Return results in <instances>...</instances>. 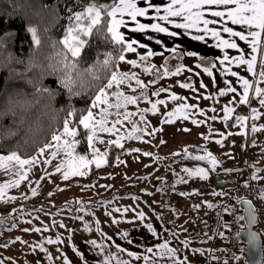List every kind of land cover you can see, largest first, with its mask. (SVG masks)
<instances>
[{
	"label": "rangeland",
	"instance_id": "obj_1",
	"mask_svg": "<svg viewBox=\"0 0 264 264\" xmlns=\"http://www.w3.org/2000/svg\"><path fill=\"white\" fill-rule=\"evenodd\" d=\"M157 1L151 0V3L155 5ZM138 6L147 7L148 5L146 0H138ZM155 14V9L150 8L148 16L154 17ZM125 17L130 21L127 16ZM147 17H138V20L148 24L144 21ZM158 24L163 27L161 22L158 21ZM129 27L121 28V31L125 34L126 39L133 40L129 34ZM141 33L143 37H146L148 30ZM153 33L159 35L158 41H160V43H154L151 46L154 50L152 52L155 54L141 62L140 56H147L150 48L143 49L134 45L137 47V51L126 52L125 61H119L116 71L137 73L139 79L148 85L146 89L148 100L152 103L165 100L166 105L158 104V111L154 114L151 110V103L141 99L137 104H130L126 109L120 110L121 113L125 111L134 113L130 120H124L123 115L109 117V127H111V121L117 118L123 123L116 125L119 131L115 134L98 133L99 139L94 141V146L99 149L100 153L105 154L99 167L106 164L107 152L110 145L113 144L111 141L119 140V144L116 146L124 148L127 155L117 162L110 174L97 176L91 183L68 184L70 181L86 180L91 166L97 167L96 163L89 165L85 175L70 176L66 180L63 177V171H56L57 166L65 159L63 152L55 159L51 156L55 149H47L43 154L38 151L33 156L24 158L37 157V162L31 166H25L23 171L27 178L16 186L6 188L3 197L0 198L3 205L11 204L13 206L0 208V217L17 210L16 216L8 225L15 228L13 239L17 240L16 244H12V248L9 247V251H7L8 232L0 230V264H66V260L71 264H90L85 248L88 245V258L91 257V252L93 250L95 252L96 248H92L89 241L94 240L98 245L103 241L100 236L103 233L104 225L98 223L96 232L93 234L84 230L83 221L86 218L94 219L95 217L100 221H105L106 225L108 222L106 219L115 217L117 221L115 227L119 234L128 233V237L137 236L138 238L143 234L145 226L153 218V214L156 213L163 219L167 217L166 215L181 213V216L186 217L184 220L187 222L182 229V237L187 235L186 241L191 240L200 228L205 229L207 236L212 229L213 221L218 223V235L228 234L229 215L233 210V189L236 187L224 191L217 190L211 180H216L218 177L225 181L231 180L236 182L237 187L239 185L245 189L248 177L255 179L252 174H248V171L256 174V168L260 169V163L256 161L255 154L259 152L258 142L262 140L260 142L264 144L262 137L264 128H261L260 134L259 131L257 132L258 136L252 129V135L250 134L249 118L242 111L244 104L240 103L243 96L241 80L231 79L229 85L225 84L226 88L234 87L236 92L229 91L225 97L218 98L219 80L215 77L213 68L212 76L203 70L204 67H211L214 60L207 57L201 60L203 55L199 53L192 57L183 51L171 54L168 53V50L162 52V48L167 46L162 39L163 33L155 31ZM155 39L157 40V37ZM138 41L141 44L142 39L140 38ZM127 60H136L140 66L133 67L126 63ZM153 66L151 72L144 71L145 67L152 68ZM178 66H183L179 74L162 75L165 68L169 73H174ZM262 69H264V59L261 58L259 63L256 62L253 66L256 77L252 73L249 81L253 85L255 78L254 94L246 104L248 115L259 105L261 97L256 95L255 88H264V77L259 75ZM244 73L243 78L249 80L247 77L251 72L247 64ZM153 81L155 82L152 83ZM185 83H190L192 87L180 86ZM131 85L132 87L127 84L121 85L119 90L126 95L139 96L142 89L135 84V81H132ZM159 89H167V91L160 92L159 96L153 95ZM114 90L116 89L109 91ZM172 94L184 99L174 101L170 98ZM182 104L190 106L185 109L187 118L179 115L172 118L173 122L166 123L165 121L169 119L167 114ZM226 107L232 108L234 111L229 114L225 111ZM143 109H148V111L142 112ZM89 110L93 113L98 111L92 107ZM111 111L115 112L116 110L112 109ZM141 115L144 116L143 120H141ZM251 115L250 120L258 128L264 125V105H261L258 113ZM238 116H245L247 119L240 121L237 119ZM233 117H236V120L232 129H229L227 123ZM193 121H197V123H193ZM134 127L138 129L135 132H133ZM77 131L76 140L79 143L75 146V153L93 159L94 153L87 143L86 130L82 125H79ZM129 134L132 135V138H129ZM229 135H231V146L228 150H224L225 148L222 147ZM100 140L104 142L101 143ZM49 143L55 142L51 140ZM208 153L215 157V165L210 162V159L196 160L192 158L206 156ZM259 156L264 159L263 150L259 152ZM49 160L51 163L47 162ZM186 168L193 170L205 168L208 170V177L204 179L199 176H190L184 171ZM16 171V168L11 167L8 170L0 169V185L18 180L19 176L15 174ZM197 181L201 183L194 185ZM255 181L259 188L256 179ZM33 190H35V195ZM181 193L185 195H181ZM88 194L95 199V204L85 208V197ZM26 201L40 204V206L31 210L25 205ZM166 202L170 204L167 205ZM43 203H51L58 208H52L49 204L44 205ZM116 209H120V211H116ZM141 212L144 214L143 219L138 215ZM71 217L75 218L73 220L74 227L67 220ZM141 221H144L143 224ZM163 225L166 227L165 223ZM50 227L59 231L57 236L62 241L61 243H47L50 237L55 234L54 231L49 232ZM35 229H40V231ZM101 238L106 239L105 236ZM56 244L59 245L58 250L54 248ZM40 245H43L47 251H42ZM102 249L105 253L100 254L101 258L104 259L111 254L116 256L115 263L111 264H117L119 259L131 261L132 257L126 251H123L120 257L119 254L113 253L114 248L105 247ZM238 257L237 264H246L244 255L241 254Z\"/></svg>",
	"mask_w": 264,
	"mask_h": 264
},
{
	"label": "snow or ice",
	"instance_id": "obj_2",
	"mask_svg": "<svg viewBox=\"0 0 264 264\" xmlns=\"http://www.w3.org/2000/svg\"><path fill=\"white\" fill-rule=\"evenodd\" d=\"M147 7L138 6V0H111V3H101L100 0H89L87 6L83 8L82 11L72 13L69 17V24L66 28L65 35L62 40L54 42L52 47L55 48L57 44L61 46L60 50L56 55L60 58L59 63L63 66L64 69H67V75L63 83L66 88L69 89V92H72V87L76 83V80L73 79L71 73L76 72L77 76L82 78L85 74L91 77L93 81L106 80L107 83H97L96 84V95L92 102L91 107L93 109H98L96 113L88 110L86 115H82L79 119V124L83 126V129L87 132V143L90 148H92L94 153L93 159H88L84 155H77L75 153V146L79 143L76 140L78 135L77 127L75 124H72V121L65 119L63 124V131L57 134L54 132L52 134L51 140L55 143H47L44 147L40 148V154H43L47 149H55L52 151L51 156L55 159L61 152L64 153L65 159L57 166L56 171H63L64 179H69L70 176L74 175H85V172L89 165L96 163L97 167L100 166L101 159L105 154L99 152V149H96L94 146V141L99 139L98 133H113L119 131L117 129V124H122L123 121L120 119H115L111 121V127H109V117L115 115L120 117L123 115L124 120H130L134 115L131 112L121 113V109H126L128 105H135L139 100L144 99L148 100L146 89L148 85L145 84L142 80L139 79L137 73L135 72H119L115 71L114 68L118 67L115 61L118 58L119 61H125L126 52H136L138 45L141 48H147V45L140 44L137 40L126 39L125 34L121 31V28L128 27V22L124 19L127 16L131 22L135 24V27L131 31L144 32L146 30H152L155 32L165 33L170 36H176L177 33L174 31H169L167 27H162L160 24H144L138 20V17H147L150 8H154L155 12L158 14L153 19H159L163 21H172L170 17H179L182 18L184 23H176V28L196 29L198 32H203L205 35H211L217 40V47L224 49H238L239 46L235 39H226L222 36L220 30L215 28H210L209 25H214L220 23L225 18L227 21H230L233 25L242 26L245 31H236L232 27H223L222 32L228 34L229 37H238L239 40L245 41L250 47L253 53H259L261 58L264 59V0H169L167 5L163 8L165 15L160 16L161 8L155 6L151 3V0H146ZM223 9V10H218ZM206 15L217 19H208ZM201 25L203 27L201 28ZM28 31L31 33L35 45L39 48L42 44L40 31L37 27H30ZM47 31V29H45ZM205 35L194 36L193 39L204 40ZM93 36H103L105 41L111 42L113 45L119 46V55L118 57L113 55V52L104 53V59L101 60L97 57L96 63L89 68L79 69V64L81 63V54L84 51L85 47L89 44L90 38ZM151 39V37H149ZM160 43V41H157ZM172 52H176V49L173 48ZM243 51V50H241ZM151 50L147 52V56H140V61H146L148 57L153 56ZM162 55V53H160ZM188 56L195 57L198 53L189 51ZM204 57H201L203 60ZM236 60L239 64H247L250 71L253 70V66L257 62V56L253 55L251 59L246 60L244 56H237L232 58ZM220 64H225L229 62V56L225 53L223 59H221ZM126 63L132 65L133 67H139L140 63L136 60H127ZM167 63V61H166ZM199 67V65H197ZM216 65L215 63L211 64V67H204V72L209 76H212V68ZM183 66H178L174 73H169L168 69L165 68L162 75H175L179 74ZM152 68L145 67L144 71L151 72ZM230 71V69L228 70ZM232 76H237L236 72H231ZM255 74V73H254ZM261 77H264V69L259 72ZM159 79V77H158ZM243 83V96L240 99L241 104L249 103V92L252 89V84L249 83V80L244 79L243 77L239 78ZM135 81V84L142 89L139 96L135 95H126L123 91H120L121 85L127 84L129 87H132L131 82ZM153 81L152 83H154ZM228 83V82H226ZM181 87L191 88L190 83L181 84ZM114 91H109L113 90ZM135 91V89H133ZM167 91V89H159L153 95L159 96L160 92ZM236 92V88L229 87L226 90H220V95L224 96L227 92ZM255 93L258 97H261L259 103L264 105V88H255ZM172 100H182L183 97L172 94L170 97ZM151 103V110L155 114L158 111L157 105H166L165 100H158L155 103ZM190 107L187 104H182L177 107L173 112H169L167 115L166 123L173 122L172 118L179 115H183L184 118H187V113L185 109ZM115 109V112L111 110ZM148 109H143L142 112H147ZM215 111V109H212ZM225 111L231 114L234 109L226 107ZM253 113L257 112V109L252 110ZM69 115H74V113H69ZM227 118V117H226ZM144 119V116L141 115V120ZM215 119V117H213ZM238 120L245 121L247 117L238 116ZM197 123V121H193ZM70 124L72 125L70 127ZM135 127L133 132L137 131ZM255 130V129H254ZM123 138V137H122ZM129 138H132V135L129 134ZM103 143V140H100ZM113 144H119V140L111 141ZM121 147L123 145H120ZM148 155V153H146ZM196 160H206L210 159V162L215 165L216 159L212 156L211 153H208L206 156H196L192 157ZM37 162V157H32L31 159H24L16 152L13 151L9 155H0V169L8 170L11 168H16V175L19 176V179L5 185H0V198L3 197L4 191L6 188L16 186L20 181L27 178L26 173L23 171L25 166H31ZM51 163V161H47ZM190 176H199L201 178L207 179L208 170L205 168L185 169ZM35 195V190H33ZM181 195H185L181 193ZM240 203L243 205L244 211L247 215H239L236 217L235 221H245V224L240 226V229L237 231V238L240 237L241 232H246L248 237V245L252 246L255 249L258 245V234L255 231L250 229V226L257 222L256 210L252 206L250 201L241 200ZM211 207V205H209ZM228 210V209H226ZM120 211V209H116ZM127 211V209H125ZM234 211V210H233ZM141 219H143L144 214L141 212L138 214ZM148 229L153 232L155 235V230L151 225H147ZM40 231V229H35ZM47 230V229H45ZM27 231V229H26ZM90 231V229H89ZM124 237L128 236V233L123 234ZM109 239H111L109 237ZM62 241L57 238L56 241L49 239L47 243H61ZM93 246L96 245V241H89ZM129 243L131 241L129 240ZM42 251H47L43 248V245H40ZM99 247V246H97ZM119 247V246H117ZM159 248L158 255L161 258L164 257H175L176 249L170 248L167 241L162 244L157 245ZM121 252L126 251L123 248L119 249ZM149 253L153 252L152 248L146 250ZM130 257H134L139 260L141 257L134 252H128ZM113 257L108 256L104 258L103 264H111ZM146 264H157L156 261H150L148 256L143 257ZM239 259V257H236ZM66 264H71L70 261L66 260ZM117 264H130L126 260H117ZM224 264H228L227 261ZM258 264H264V253L261 255V259Z\"/></svg>",
	"mask_w": 264,
	"mask_h": 264
},
{
	"label": "trees",
	"instance_id": "obj_3",
	"mask_svg": "<svg viewBox=\"0 0 264 264\" xmlns=\"http://www.w3.org/2000/svg\"><path fill=\"white\" fill-rule=\"evenodd\" d=\"M100 2L111 3V0ZM88 3L89 0H0V155L16 151L23 158L31 157L51 141L54 132L59 134L63 131L65 119L79 126V119L87 114L95 98L96 84L107 83L103 79L93 81L87 74L80 78L72 72L76 83L70 93L63 83L68 70L58 62L60 58L56 55L61 46L52 47L54 42L63 39L69 24L68 17L82 11ZM30 27H37L40 31L42 44L39 48L28 31ZM106 52H113L118 57L119 46L105 41L103 36H93L81 54L79 69L91 67L97 57L103 60ZM115 63L119 64L118 58ZM242 111L248 115L246 105ZM70 112L74 115H69ZM235 120L236 117L229 120V129ZM230 139L231 135L225 140L224 150L230 148ZM81 149L84 151L83 147ZM126 155L124 148L111 144L104 166L92 165L86 180L68 184L91 183L97 176L108 175ZM211 181L213 183L214 179ZM200 183L197 181L194 185ZM233 187H236L234 198L237 200L233 202L249 198L246 187H237L236 182H233ZM3 204L0 202L1 209L13 207ZM43 204L58 208L51 203ZM25 205L31 210L40 206L29 201ZM16 214L17 210H14L0 217L1 231Z\"/></svg>",
	"mask_w": 264,
	"mask_h": 264
},
{
	"label": "crops",
	"instance_id": "obj_4",
	"mask_svg": "<svg viewBox=\"0 0 264 264\" xmlns=\"http://www.w3.org/2000/svg\"><path fill=\"white\" fill-rule=\"evenodd\" d=\"M168 2L169 0H158L157 3L155 4V6H159L161 8V12L159 13L160 16L165 15L163 8L167 5ZM218 10H223V9H218ZM157 15L158 14L156 13L154 17H156ZM154 17L148 16L146 19H144V21L148 22V25L155 24L154 22L158 23L159 21L161 22L163 27H167L169 31H174L177 33L176 36H170V35L163 33L162 39H163V42H165L167 46L165 48H162V52L168 50V53L171 54V53H174L171 50L175 48L176 52L183 51L187 54L189 51H193V52L199 53L200 55H203V57L212 58L214 60V63L216 66L213 68V71H214L215 77L219 80V88L217 89L218 98L222 97L219 94L220 90L227 89L225 85L227 81L229 85L230 84L229 81L231 79L237 80L240 77H243L245 75L244 69H245L246 64H239L236 60L232 58L237 57V56H244V58L248 60V59H251L253 55H256L257 62L259 63V61L261 60L260 54L253 53L251 51V47L245 41L239 40L238 37H229L228 34L222 32L223 27L227 26V27H232L236 31H245L247 33V30L243 29L242 26L233 25L231 24L230 21H227L226 18L220 23L209 25V27L220 30L222 33V36L226 39H230V40L235 39V41L237 42L239 46L238 49H224L221 47H217L216 46L217 40L215 38H213L211 35H205L203 32H198L196 31V29L185 30L183 28H176L175 27L176 23L185 22L182 18L170 17L169 19L172 22L169 23V21L153 19ZM206 18L217 19V18L211 17L210 15H206ZM125 20L128 22V27L130 26L128 30L133 40L138 41L141 38L142 39L141 44L147 45V47H149L150 50L152 51L153 49L151 46L154 43L155 44L157 43V41L159 40V35L157 33H153V31L149 29L146 37H143L141 32L131 31V29L135 27L134 23L127 20L126 17H125ZM202 27L203 25H201V28ZM198 35H205V39L204 40L193 39L194 36H198ZM149 37H151V39H149ZM155 37H157V40L155 39ZM225 53H227V55L229 56V62H225V64L222 65L220 64L219 61L223 59ZM229 69L231 72H236L238 75L232 76L230 74V71H228ZM254 70L253 72L249 70L251 72L250 76L247 77L249 78V81L251 80V77L253 75L252 73H254ZM255 77H256V74H255ZM254 85H255V78H254V84L252 85L251 92L249 93L250 99H251V95L254 94ZM260 108H261V104L259 103L258 107L256 108L257 113L259 112ZM251 113L247 115L249 118L248 127L250 129V134L252 135V131H255V135L258 136L260 134L261 128L262 127L264 128V125L263 126L261 125L258 128L257 125L253 121L250 120V115L253 116L252 111ZM258 131H259V134L257 133ZM262 137L264 138V133ZM260 141L258 142L257 146L259 147V152H262L263 150V154H264V144L261 143ZM259 152L255 154V159L256 161L260 163V167H259L260 169L257 170L256 168V172H257L256 174H254V172H251V171H248V174H252L255 177V179L257 180L259 189L261 191L262 197L264 198V159L263 157L259 156ZM234 192H235V188L233 189V199H235ZM85 198H86L85 208L92 207L93 204H95V199L92 198L89 194ZM232 203L234 204L235 202L232 201ZM169 204L170 203H167V205ZM166 216L167 217L161 219V217L157 216L156 213L153 214V218L148 222V225H151L152 228L155 230V235L153 234L151 230L148 229L147 226H145L143 234L139 235L138 238L137 236L124 237V235L119 234L117 232V228L115 227V224L117 223L115 217H110L106 219L108 221L106 222V225H105V221H100V219H97L95 217L94 219L92 218L84 219L83 221L84 230L86 229L87 231H89L90 229V232L93 234H95L96 232V227L98 223H102L104 225L103 233L100 236V239H103V241H101L99 245L96 244L99 247L91 245L92 248L94 247L96 248L95 252L94 250L91 252V255H92L91 257L88 258V251H89L87 247L88 245L85 248L89 263L90 264H103L104 259L100 257V254L105 253V251L102 249L105 247L114 248L115 250H113V253H116L117 255L119 254V256L121 257L122 252L119 250L121 247L126 250L127 254L128 252H134L137 255H140L141 259L139 260H136L135 258L132 257L130 264H146V262L143 259L144 256H148L150 261H156L157 264H220L219 261L221 259V256H224L226 252L228 234L226 233L225 236H224V233L221 235H218V232H217L218 223H216L215 221L211 223L212 229L207 235L208 237L205 235L206 234L205 229L200 228L199 232H196V234L192 236L191 240L186 241L187 235L185 237H182L183 236L182 229L184 225L187 224V222H185L184 220L186 219V217L181 216V213L180 214L175 213L173 215H166ZM74 219L72 217L67 218L70 224L72 223L73 227L75 223L73 221ZM143 222L144 221H141V224H143ZM164 223L166 224V227L163 225ZM52 224L54 225L53 222ZM14 230L15 228H11L9 226H7L4 230L8 232L7 251H9L10 248H12L13 246L12 244H14L17 241L13 239V236L15 234ZM51 231H54L55 234L52 235L51 236L52 238L50 237V239L57 240L58 238L57 235H59V231L55 229L54 227L53 228L50 227L49 232ZM116 235L118 236L115 238L114 236ZM102 236H105L106 239L101 238ZM109 237L111 239H109ZM129 240L131 241V243H129ZM165 241L168 242L170 248H175L177 250L175 257L161 258L158 255L160 250L157 247V245L162 244ZM54 246H55L54 248L58 250L59 245L56 244ZM148 248H152L153 252L152 253L147 252L146 250ZM110 256L113 257L111 263H115L116 256L114 254H111Z\"/></svg>",
	"mask_w": 264,
	"mask_h": 264
},
{
	"label": "built area",
	"instance_id": "obj_5",
	"mask_svg": "<svg viewBox=\"0 0 264 264\" xmlns=\"http://www.w3.org/2000/svg\"><path fill=\"white\" fill-rule=\"evenodd\" d=\"M246 191L249 193V198L251 199L258 212V229L262 234L263 238V253H264V200L261 197L259 188L257 187L256 181L253 177H248L246 180ZM234 210V211H233ZM233 210L229 215V228H228V241L226 246V252L224 256H221L219 261L220 264H224L225 261L228 264H237V259L239 255H244V243L241 241V238H237L236 233L242 225L241 221L238 223L234 222L236 217L241 215L242 209L239 206V202L233 204Z\"/></svg>",
	"mask_w": 264,
	"mask_h": 264
},
{
	"label": "water",
	"instance_id": "obj_6",
	"mask_svg": "<svg viewBox=\"0 0 264 264\" xmlns=\"http://www.w3.org/2000/svg\"><path fill=\"white\" fill-rule=\"evenodd\" d=\"M213 185L215 186V188L217 190L224 191V190H226L228 188H231L232 185H233V182L231 180L225 181V180H222V179H220L218 177L213 182ZM242 200L250 201L252 206L256 210V206H255L254 202L251 199H242ZM239 206L242 209L243 215L246 216L247 213L244 211L243 205L240 202H239ZM256 217H257V222L255 224L251 225L250 229L252 231L257 232V234H258L259 239H258L257 247L255 249H253L252 246L248 245V237H247L246 232L242 231L241 234H240L241 241L245 245V247H244V257H245L246 264H258V262L261 259V255L263 253V238H262L261 232L258 229V220H259V218H258L257 210H256ZM244 224H245V221H244Z\"/></svg>",
	"mask_w": 264,
	"mask_h": 264
}]
</instances>
